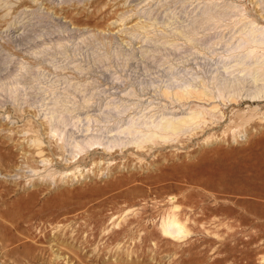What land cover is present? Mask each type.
<instances>
[{
  "label": "rangeland",
  "instance_id": "obj_1",
  "mask_svg": "<svg viewBox=\"0 0 264 264\" xmlns=\"http://www.w3.org/2000/svg\"><path fill=\"white\" fill-rule=\"evenodd\" d=\"M0 264H264V0H0Z\"/></svg>",
  "mask_w": 264,
  "mask_h": 264
},
{
  "label": "bare ground",
  "instance_id": "obj_2",
  "mask_svg": "<svg viewBox=\"0 0 264 264\" xmlns=\"http://www.w3.org/2000/svg\"><path fill=\"white\" fill-rule=\"evenodd\" d=\"M205 113H206L205 110H196L193 113V118L188 117V118L167 119L165 122H160L155 125L156 129H160L159 131L153 129L150 132H148L149 135L143 134V136H140L139 138L133 137L131 141H135L137 142L138 145H140V143L152 139L153 137L157 136V134H159V136L164 137L171 133L172 134L177 133L183 130V128L187 125V123L191 122L192 119L194 120L200 118ZM162 230L165 234L171 235L176 238L180 237L182 234L186 232L185 226L175 216L173 217L169 216L167 219L163 221Z\"/></svg>",
  "mask_w": 264,
  "mask_h": 264
}]
</instances>
